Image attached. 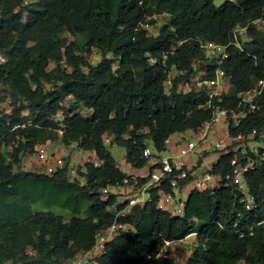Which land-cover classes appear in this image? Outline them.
<instances>
[{
	"label": "trees",
	"instance_id": "16d2710c",
	"mask_svg": "<svg viewBox=\"0 0 264 264\" xmlns=\"http://www.w3.org/2000/svg\"><path fill=\"white\" fill-rule=\"evenodd\" d=\"M23 1L0 0V83L12 97L11 110L0 109V264H67L89 250L95 233L114 220L116 196L103 200L101 189L129 176L107 145L123 147L127 162L140 168L147 141L162 149L169 134L195 130L211 116L205 91H178L179 82L199 70L213 77L219 68L231 87L222 101L213 103L233 107L237 94L264 76V30L250 23L264 17V0H224L219 5L215 0ZM156 14L166 15L167 21L149 35L140 23L154 24ZM248 23V40L239 49L231 44L233 28ZM64 33L75 39L69 41ZM206 41L228 45V57L209 62L200 47ZM92 48L101 55L94 65L77 53ZM149 56L157 62L149 63ZM172 67L180 73L166 89L163 83ZM67 96L72 102L65 107ZM258 102L261 108L231 134L253 132L252 142L264 141V92ZM80 106L90 109V115L78 112ZM58 111L61 120L54 118ZM59 138L64 145L94 151L103 161L99 167L85 164V184L67 178L66 163L51 173L20 168L37 143ZM262 152L228 149L213 167L224 176L234 155L241 163L244 156L253 161L245 172L255 202L250 210L230 184L191 190L183 216H171L148 202L120 219L131 230L119 231L94 262L82 264H154L148 255L159 244L191 232L197 233L196 243L181 264H264ZM36 205L42 209H34ZM162 264L175 262L165 258Z\"/></svg>",
	"mask_w": 264,
	"mask_h": 264
},
{
	"label": "built area",
	"instance_id": "2783aa9c",
	"mask_svg": "<svg viewBox=\"0 0 264 264\" xmlns=\"http://www.w3.org/2000/svg\"><path fill=\"white\" fill-rule=\"evenodd\" d=\"M250 23L257 29L264 30V17L252 20ZM250 23L246 25L236 24L234 26L231 44L241 49L242 41L248 40L245 34ZM152 25L147 21L140 23V27L146 30L147 34L155 35L158 30H152ZM200 47L209 62L214 59L216 62H222L228 57V45L206 41L201 42ZM165 59L166 54H163V63ZM3 61L4 57L0 54V62ZM148 61L151 64L157 62L153 56H149ZM170 69L175 70L176 75L180 73L175 67ZM199 71L188 81L179 82L176 88L178 91L184 92L191 89L204 90L207 95L205 106L211 109L210 118L195 130L187 129L182 132L169 134L164 139L162 149H156L152 146L153 150H151L149 145L144 147L142 157L146 161L142 167L137 168V173L129 174L122 181L107 185L101 189L103 200H106L110 194H115L116 196L112 205L115 210L114 220L110 225L99 229L95 233L94 243L91 248L77 254L72 262L77 261L78 263L76 262V264L94 262L104 251L105 244L119 231L131 230L132 227L128 223L120 221V219L129 215L136 206L142 207L146 203L154 201L158 209L168 212L171 216H183L186 200L182 199L177 202L175 192L189 193L194 189L212 191L222 184H230L240 191V201L243 202L246 209L250 210L255 206L254 199L249 193L245 180V172L254 167V163L250 158L244 156L245 161L241 163L237 156L234 155L230 160V170L224 176L213 172V167L217 159L225 153L224 150L226 148L229 147L230 150L236 152L239 147L245 145V139H249L251 142V144L248 143L247 148L254 150V142L251 140L254 135L253 132L245 136L242 133L231 134V129L237 127L240 121L248 114L261 108L258 99L264 92V76L259 78L249 89L239 92L236 105L229 107L213 103L214 99L219 102L222 101L223 97L228 93V90L224 88V72L217 68L213 77H207L206 71L204 73ZM174 77L172 76L171 78L169 73L166 74L163 83L166 89L172 86ZM105 141H108V139L106 138ZM261 143H264V141ZM210 148L220 151L210 157H201V153ZM261 149H264V144ZM34 151H36L38 159L46 163V173H51L57 168L63 167L62 159L60 157L51 158L44 148L37 147ZM245 153L246 151L242 154ZM261 158L264 159V152H262ZM102 163L103 161L95 154L92 159V165L99 167ZM201 166L205 168L199 171ZM244 233L241 229L239 230L240 237H243ZM247 234H252V231L249 230ZM196 235V232H191L180 239L164 240L159 244L153 255H148V259L154 264H162L165 258H170L174 260L175 264H181L183 263V254L188 255V257L191 255L196 243ZM179 250L182 252L179 253Z\"/></svg>",
	"mask_w": 264,
	"mask_h": 264
},
{
	"label": "rangeland",
	"instance_id": "374dc122",
	"mask_svg": "<svg viewBox=\"0 0 264 264\" xmlns=\"http://www.w3.org/2000/svg\"><path fill=\"white\" fill-rule=\"evenodd\" d=\"M26 1V2H25ZM31 0H24L23 3L27 4L28 2H30ZM224 0H215L214 3L216 5H219L223 2ZM151 18L154 19L155 23L152 25V30L156 31L158 29V27L162 24H164L167 21V16L164 14H156L153 15ZM63 36H65L69 41L74 40V36L68 34V33H64ZM78 54L83 55L87 61L89 63H91L92 65L96 64L100 58L101 55L99 53V51L95 48H92L90 51H86L85 49L79 50L77 51ZM198 64V63H197ZM196 64V66H197ZM113 66L115 67L116 64H113ZM49 68L53 67V64H49L48 66ZM67 69H70L69 67H67ZM84 70L86 71L87 68L85 67ZM204 73L205 71H199ZM167 73L170 74V77L172 78V76H174L175 74V70L170 69ZM224 88H226V90H230L231 87V82L229 80L228 77L224 76ZM173 80V79H172ZM45 88L46 89H51L52 85L45 83ZM11 101H12V97H11V92L9 90V88L0 83V109L5 111V112H9L11 110ZM72 102V97L67 96L64 101L62 102V105L65 107H68L71 105ZM78 112H80L82 115L88 116L91 113V110L84 107V106H80L77 110ZM26 113V112H24ZM55 119L57 120H61L62 119V112L58 111V113L54 116ZM59 134H61V132H59ZM254 137V135H253ZM260 138V136L258 137ZM106 139V138H105ZM108 141L105 142H109V138L107 137ZM245 145L243 147H239V150L236 151L237 153H244L245 151H247V147H248V143L251 144L249 139H245L244 140ZM109 144V143H108ZM147 144L149 145V148L151 150H153L152 144L150 141H147ZM264 143H260L258 141H254V145H253V149L255 151L259 150L261 148V146H263ZM36 149L37 147H42L45 149L46 153L51 157V158H57L60 157L62 159L63 162V166L65 165V163L67 164V178L69 180H74V179H78L82 184H85L84 181V177L82 176V174L85 172V164L86 163H91L92 164V159L94 158L95 153L93 151H84V150H80L78 148V146L76 145V143H71L70 145H64L61 141L60 138L54 141H50V140H46L45 142H40L37 143L36 146H34ZM109 151L111 152V154L113 155L116 164L125 171V173H131L134 169V167H132V165H130V163L127 162L126 160V154H125V149L121 146H118L116 144H112V145H107ZM229 147L226 148L224 150V152L226 153L228 151ZM220 150L215 149V148H210L207 149L205 151H203L201 154V157L203 156H211L217 152H219ZM200 157V158H201ZM213 157V156H212ZM214 161V160H212ZM103 164V163H102ZM101 164V165H102ZM45 166L46 163H44L42 160H39L37 157V153L36 151L32 154H27L26 156H24L22 158V164L20 166V168L22 170H32V171H38V172H45ZM205 167L201 166L199 168V171L203 170ZM188 196L187 192H182V193H177L175 192V197L177 202H179V200H186ZM34 209H42V207L36 205L34 207ZM67 212V210L64 209H60V208H53V211L56 212ZM30 251V249H29ZM182 251L179 250V253H181ZM188 257V255H184L183 254V262H185L186 258ZM77 261H68L67 264H76ZM82 262V260H81ZM78 263V262H77ZM10 264V263H8Z\"/></svg>",
	"mask_w": 264,
	"mask_h": 264
},
{
	"label": "crops",
	"instance_id": "0c3cea01",
	"mask_svg": "<svg viewBox=\"0 0 264 264\" xmlns=\"http://www.w3.org/2000/svg\"><path fill=\"white\" fill-rule=\"evenodd\" d=\"M133 173H137V168H134L133 171H132L131 173H129V174H133ZM187 258H188V257H187ZM187 258H186V259H187ZM185 261H186V260H185Z\"/></svg>",
	"mask_w": 264,
	"mask_h": 264
},
{
	"label": "clouds",
	"instance_id": "9594fccd",
	"mask_svg": "<svg viewBox=\"0 0 264 264\" xmlns=\"http://www.w3.org/2000/svg\"><path fill=\"white\" fill-rule=\"evenodd\" d=\"M189 194V193H188Z\"/></svg>",
	"mask_w": 264,
	"mask_h": 264
}]
</instances>
